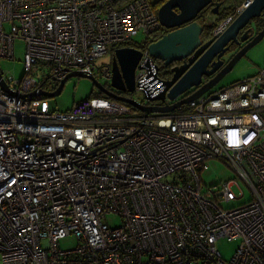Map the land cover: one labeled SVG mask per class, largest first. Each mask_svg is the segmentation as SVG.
Wrapping results in <instances>:
<instances>
[{
	"label": "built area",
	"instance_id": "2783aa9c",
	"mask_svg": "<svg viewBox=\"0 0 264 264\" xmlns=\"http://www.w3.org/2000/svg\"><path fill=\"white\" fill-rule=\"evenodd\" d=\"M152 5L0 0V59L12 58L15 39L25 43L22 77L0 71V264H264V67L174 115L145 117L95 98L65 111L41 108L40 90L53 92L73 71L94 76L109 44L157 33ZM140 51L135 89L152 97L163 85ZM44 68L52 91L35 78ZM99 73L110 79V64ZM210 161L244 188L234 179L217 192L202 188ZM246 194L241 206L219 211L217 201ZM68 236L74 248H59ZM220 239L239 240L228 263L216 250Z\"/></svg>",
	"mask_w": 264,
	"mask_h": 264
},
{
	"label": "water",
	"instance_id": "95a60500",
	"mask_svg": "<svg viewBox=\"0 0 264 264\" xmlns=\"http://www.w3.org/2000/svg\"><path fill=\"white\" fill-rule=\"evenodd\" d=\"M211 1L167 0L157 10L156 15L160 27L168 30L176 28V30L150 43L147 46L149 57L163 62L164 66L183 61L189 57L187 63L171 69L172 77L170 79L162 80L160 78L163 89L158 94L146 97L148 102H160V105L144 106L132 99L117 96L112 97L102 88L94 76L84 74L81 71H73L68 74L64 80L59 82V85L53 92L40 90V94L44 98L56 97L60 95L67 79L80 77L90 80L100 93L131 105L135 110L143 113L144 116L151 114L167 115L175 110H179L182 106L195 101L214 87L224 75L231 71L233 65L236 64L243 54L264 36L263 27L251 42L232 58L229 64L216 73L207 83L201 85L203 76H212L222 66L223 62L216 61L215 58L218 60L221 57L222 53L226 50V45L236 40L237 34L248 22L254 18H258L262 11H264V0H250L249 7L243 8L240 14L224 30L215 33L208 42L201 45L200 34L203 29L195 19L198 13L209 5ZM248 1L244 0V3ZM214 5L216 7L218 4ZM183 25L185 26L180 28ZM249 32L252 33L251 30ZM246 35L247 33H245ZM245 40H247V37L241 38V41ZM141 57V51L135 48L122 47L114 50L110 63V80L113 89L120 92H134L135 71L139 67ZM192 88L197 89L187 94ZM185 94V97L176 101L177 98ZM171 102L173 103L169 105Z\"/></svg>",
	"mask_w": 264,
	"mask_h": 264
},
{
	"label": "rangeland",
	"instance_id": "374dc122",
	"mask_svg": "<svg viewBox=\"0 0 264 264\" xmlns=\"http://www.w3.org/2000/svg\"><path fill=\"white\" fill-rule=\"evenodd\" d=\"M150 3L155 4L158 0H149ZM243 4L240 3L233 11V16L238 13L239 9ZM228 11V10H227ZM226 11V12H227ZM144 35L139 33L134 37L133 41L136 43L142 42ZM108 47H113L112 44H109ZM14 55L11 59H0V70L6 76H12L15 80H19L23 75V56L25 52V43L23 41L15 40L13 44ZM111 62V56L105 55L94 60L95 69L93 71L94 77L101 84L109 85L110 81L105 80L101 77L99 70L102 66L109 65ZM264 67V36L263 38L256 43L250 50H248L246 57L241 59L232 71L227 74L223 80H220L214 87L210 89L208 93L218 91L219 89L235 82L242 80L247 76H251L258 72L261 68ZM49 69H37V75L35 78L39 79L40 83H44V89L47 91H52L56 83L49 82L48 77ZM91 91L97 92V89L93 83L86 79L80 77H72L67 79L64 83L60 95L51 98H42L41 99V108L47 111H65L69 109L74 103L81 100H85L90 95ZM204 94L203 97H206L207 94ZM201 97V96H200ZM132 99L138 102L147 104L145 98L141 92L134 91L132 93ZM187 107L182 106L181 109L175 110L167 115H174L186 112ZM139 114V113H137ZM155 115V114H153ZM225 179H234L238 182L240 187L244 188V185L240 180L235 176V174L229 170L224 164L218 161H210L208 163V170L200 174V180L204 183L206 188H211L213 185H220ZM212 189V188H211ZM216 188L214 192H217ZM246 193V190L243 189ZM248 200V195L246 194L244 198L240 201H233L230 203H221L220 207L222 209H227L238 204H242ZM108 223L111 226H118L119 219L115 216H110L107 218ZM239 240L227 241L225 239H220L216 243V250L220 253L222 260L229 262L233 257L236 249L238 248ZM75 246V242L71 236H68L62 240L58 241V247L61 249H72Z\"/></svg>",
	"mask_w": 264,
	"mask_h": 264
},
{
	"label": "flooded vegetation",
	"instance_id": "af4514ba",
	"mask_svg": "<svg viewBox=\"0 0 264 264\" xmlns=\"http://www.w3.org/2000/svg\"><path fill=\"white\" fill-rule=\"evenodd\" d=\"M243 2H244V0H212L209 5H207L201 12L198 13L195 21L203 29V31L200 34L201 45H203L206 42H208L213 37V35L215 33L224 30L240 14V13H238L235 16H233V11L237 7H239L240 3L243 4ZM214 4H218V5L215 7ZM212 11H215V12H212ZM223 14H226L225 18L218 23V25L216 26V28L213 31H210L209 27L211 25H214L216 20L219 19V17H221ZM261 25H263V27H264V11H262L261 15L258 18H254V19H252V20H250L248 22V24L237 34L236 40L231 41V42H229L226 45V50L222 53L221 57L218 60L215 58L216 61H222L223 62L222 66L212 76H210V77H204L203 76L201 85L207 83L210 79H212L215 76L216 73H218L222 68H224L227 64H229V62L232 60V58L236 54H238L241 50H243L251 42V40L254 38V36L263 29V27L261 29H257ZM184 26L185 25L181 26L180 28H182ZM219 29H221V30H219ZM173 30H176V28L168 30V29H165V28L161 27L158 30V32L156 33L157 35L154 36V37H153V35H150L148 37V40L152 43V42L158 40L159 38H161L163 35L171 32ZM249 30H251L252 33H250ZM245 33H247L246 36H245ZM157 36H159V37H157ZM242 37H247V40L241 41ZM247 52H248V50L236 62V64L241 59L246 57ZM112 55H113V52H112L111 56ZM188 58L189 57L185 58L183 61L174 62V63L170 64L169 66H164L163 62H161V61H159L157 59H155V60L153 59V61H154L155 65L157 66L156 69H157L158 76L162 80H165V79H170L172 77V73H171V69L172 68L179 67L182 64L187 63ZM235 65H233L232 69L235 67ZM232 69H231V71H232ZM230 72H228L227 74H229ZM226 75H224L221 80H223ZM197 88H192L187 94L192 93ZM110 91L115 93L119 97H123V98H126V99H132V93H128L126 91L125 92H120V91H115V90H112V89ZM135 91L138 92L137 89H135ZM208 92H206V93H208ZM185 96H186V94L181 96V97H179V98H177L176 101L179 100V99H182ZM202 96H204V94ZM145 101L147 102V104H144V103H141V102H138V101H136V102H138V103H140L141 105H144V106L160 105V102H154V103L153 102L152 103L148 102L147 98H145ZM172 103L173 102L169 103V105L172 104Z\"/></svg>",
	"mask_w": 264,
	"mask_h": 264
},
{
	"label": "bare ground",
	"instance_id": "6f19581e",
	"mask_svg": "<svg viewBox=\"0 0 264 264\" xmlns=\"http://www.w3.org/2000/svg\"><path fill=\"white\" fill-rule=\"evenodd\" d=\"M248 2H250V0L248 1ZM248 2H246V3H248ZM244 3V2H243ZM247 7H249V5L247 6ZM263 27V25H261V26H259L257 29H261ZM13 37H16V35H13ZM15 40H19V39H15ZM14 40V41H15ZM14 41H13V44H14ZM19 41H21V40H19ZM13 55H14V49H13ZM103 56H105V55H103ZM1 71V70H0ZM97 80V79H96ZM105 80H107L106 78H105ZM98 81V80H97ZM107 81H110V86L109 85H105V84H101L100 82H98L101 86H102V88L103 89H105L112 97H115V96H117L115 93H113V92H111L110 90L112 89V90H115V89H113V87L111 86V80L110 79H108ZM115 91H117V90H115ZM134 91H135V89H134ZM97 92H99L98 90H97ZM100 93V92H99ZM102 95H104L103 96V99H101L100 97H98V96H96V97H94L98 102H100L101 100H104L105 102H108V100L109 101H112V102H116V103H119V104H122V105H125V106H127L128 108H130L131 110H135V108H133L131 105H129V104H126V103H124V102H121V101H119V100H115V99H113L112 97H110V96H107V95H105V94H103L102 93ZM117 97H119V96H117ZM123 98V97H122ZM181 100V99H180ZM90 107L92 108V106L90 105ZM70 109V108H69ZM93 109V108H92ZM95 109H97V111L99 112V115L101 116V115H103L104 113H105V109H106V105H102V106H95ZM219 109H221V107H219ZM146 117V116H145ZM46 127H48V128H51V129H57V130H62V128H54V127H50V125H47ZM44 159L45 160H47L48 158H47V156H44ZM58 179H59V181L60 182H64V180L62 179V178H60V177H58ZM199 185L202 187V188H206V186L204 185V183L200 180V182H199ZM220 188V186L219 185H213V186H211V188ZM234 190L236 191V189L234 188ZM231 201H217V203H230ZM239 206H241V204H238V205H236V206H232V207H230V208H227V209H234V208H237V207H239ZM219 209V208H218ZM217 209V210H218ZM224 210H226V209H219V211H224ZM114 228H115V226H113ZM100 239H102L103 240V242L104 243H106L107 242V237H105V236H102V237H100ZM183 242H184V244L185 245H187L188 243H187V241H186V239H183L182 240ZM191 259V256H189L188 257V260H190ZM228 263V262H227Z\"/></svg>",
	"mask_w": 264,
	"mask_h": 264
},
{
	"label": "trees",
	"instance_id": "16d2710c",
	"mask_svg": "<svg viewBox=\"0 0 264 264\" xmlns=\"http://www.w3.org/2000/svg\"><path fill=\"white\" fill-rule=\"evenodd\" d=\"M166 1H167V0H158L155 4L152 5L153 11H154L155 13H157L158 8H159L163 3H165ZM225 16H226V14H223L221 17H219V19L216 20L215 24H214V25H211V26L209 27V30H210V31H213V30L216 28V26L218 25V23H219L221 20H223V19L225 18ZM152 35H153V37H154V36H156L157 34L155 33V34H152ZM149 36H150V35H149ZM149 36L145 37V40L143 39V41L140 42V43H136V42H134V41H133L134 38H133L132 41L129 42V43L120 44L119 46L115 45V47H116V46H117V47H121V46H122V47L135 48V49H137V50H140V49H142V50H146V49H147V46L151 43V42L148 40V37H149ZM159 36H160V35H159ZM159 36H157V37H159ZM112 52H113V47L110 48V50L108 51V54L111 56ZM108 54H107V55H108ZM44 85H45L44 83H41V86H42V87H44ZM96 96H98V97H100V98H103L104 95H102V93H99V92L91 91V93H90V95L88 96L87 99H91V98H94V97H96Z\"/></svg>",
	"mask_w": 264,
	"mask_h": 264
}]
</instances>
